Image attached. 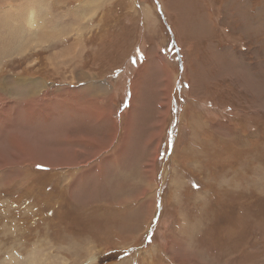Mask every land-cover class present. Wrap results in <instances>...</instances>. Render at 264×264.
I'll use <instances>...</instances> for the list:
<instances>
[{
  "label": "rangeland",
  "instance_id": "1",
  "mask_svg": "<svg viewBox=\"0 0 264 264\" xmlns=\"http://www.w3.org/2000/svg\"><path fill=\"white\" fill-rule=\"evenodd\" d=\"M34 2L0 0V264H264V0Z\"/></svg>",
  "mask_w": 264,
  "mask_h": 264
},
{
  "label": "bare ground",
  "instance_id": "2",
  "mask_svg": "<svg viewBox=\"0 0 264 264\" xmlns=\"http://www.w3.org/2000/svg\"><path fill=\"white\" fill-rule=\"evenodd\" d=\"M30 2H32V1H30ZM29 2V3H30ZM35 4L36 3H38L37 2V0H36V2H34ZM11 4V3H10ZM39 4V3H38ZM26 6H27V3H26ZM26 6H25V8L24 7H21V6H19V5H17V4H15L12 8H8L6 11H4V13H6V12H10V13H12V14H4L3 13V16L4 17H6V19L5 20H3V24L4 25H6L8 28H11V27H13V26H15V25H17L18 23L16 22V19H18V18H20V17H23L24 18V27L28 30V31H30V32H32V34L34 33V31L36 30V27L38 28V25H37V23L35 22L36 21V14H35V11H34V8L31 6V7H29V9L28 8H26ZM33 6H34V4H33ZM19 7H20V9H19ZM27 10V11H26ZM36 10V9H35ZM41 10H42V8H41ZM23 14H22V13ZM38 12V11H37ZM2 14V13H1ZM1 17V16H0ZM53 17V16H52ZM54 18V17H53ZM10 20H13V21H15V23H11L10 22ZM38 21V20H37ZM1 22V21H0ZM39 22V21H38ZM43 21L41 20V24L40 23H38L39 24V27L40 28H43L42 30L43 31H41V34L40 35H38L39 36V38H38V40H37V44L36 45H38V43H40V42H43V40L48 36V34H50V33H52L53 34V32L55 31L54 29H55V24L54 23H52L53 25H50V27H46V22L45 23H42ZM49 22V21H48ZM49 24H51V22H49ZM48 24V25H49ZM2 25V24H1ZM26 25V26H25ZM16 29V28H15ZM20 29H21V27L20 26H18V28H17V30L14 32V34H17L19 31H20ZM14 31V29H10L9 30V36H11V33ZM39 32V31H38ZM13 34V35H14ZM51 34V35H52ZM18 35V34H17ZM8 36V35H7ZM8 36V37H9ZM36 36V35H35ZM24 43H26V40H25V42ZM20 45H21V43L19 44V46L18 47H20ZM75 49V48H74ZM19 56V55H18ZM168 77L169 76H171V75H167ZM172 77V76H171ZM4 80H2V82H3ZM20 82V81H19ZM16 82V81H14V83H16V84H19V85H22V86H12L11 87V92H13V93H15L17 96H19V97H25L26 96V94L27 93H29V88H26L25 87V85L23 86V82ZM167 82H168V79H167ZM4 83L6 84V81H4ZM4 84V86H6ZM3 86V87H4ZM3 87H1L0 88V90L3 88ZM85 87V86H84ZM101 88H100V90L99 91H102L101 92V95H100V98L102 99V100H106L107 98H108V100L113 96H111L110 94H111V92H110V88H109V85H107L106 83H103L101 86H100ZM132 87H133V92H137L136 91V87L135 86H133L132 85ZM86 88V87H85ZM91 89H95V87H90ZM83 89V88H82ZM165 90L163 89L162 91H160V92H164ZM109 92V93H108ZM97 95V94H96ZM137 95V94H136ZM136 95H134V96H136ZM167 96H165V94H164V96H163V98L162 99H164L165 101H164V103L162 104L161 103V111L163 110V112L165 111L166 112V104H168V103H166L167 102V98H166ZM113 98V97H112ZM170 98V97H169ZM134 100V99H133ZM133 100H132V104H131V106H134L135 104H133ZM169 100V99H168ZM140 102H142L143 103V105H142V107L144 106V108H147L148 107V105H146V100L145 99H141V101ZM107 104V103H106ZM110 104H107V105H102V108H100L99 107V110H100V112L102 113L103 111H104V109H107V108H110L111 109V107H112V110H110V111H113V105L112 106H109ZM159 106H160V104H159ZM101 113H97V115H98V117L99 116H101L102 114ZM114 113V112H113ZM146 113V112H145ZM108 114H110V113H108ZM161 114V113H160ZM137 116V115H136ZM93 117V116H92ZM73 119V121H72V123H69V127H68V124H64V123H68V122H66V121H69L70 119ZM61 119L63 120V122H61V123H63L64 124V126H65V128L64 129H60V128H58V130H56V131H58L59 132V135H58V137L54 140L55 141V143H56V145L57 146H59L61 149H64L65 147H67V144L69 145V146H71V143H72V141L74 140V139H76V138H79L80 137V140H82V141H84L86 144H88V145H86V146H90L91 144H93V145H95V142H96V137L94 138V132L95 131H89V129H88V127H87V121L86 120H84L83 119V116H80V115H75V114H69V115H64V116H62L61 117ZM103 119V118H102ZM105 119V118H104ZM103 121V120H102ZM111 121V120H110ZM113 121H114V119H113ZM144 121V120H143ZM139 122V120H137L136 121V123H138ZM60 123V124H61ZM118 124V123H117ZM100 126V125H99ZM102 127H105L104 125L102 126ZM117 127V125L116 124H114L113 122H111V125H110V128H109V130L111 131V134L113 133V131H115V128ZM118 128V127H117ZM117 128H116V131H117ZM69 129H70V132H69ZM106 131V130H105ZM125 131V130H124ZM127 131H130V130H127ZM126 131V132H127ZM97 132V131H96ZM63 133H67L68 135L67 136H62V134ZM89 133H90V135L91 136H89ZM123 133V132H122ZM128 133V132H127ZM110 134V135H111ZM70 135H72L73 137H70L69 138V136ZM113 135V134H112ZM116 135V134H115ZM126 135V134H125ZM132 135V134H131ZM130 135V136H131ZM155 136V135H154ZM111 138H109L110 140H112L113 138H112V136H110ZM123 137H125V136H123ZM3 141V140H2ZM123 142V141H122ZM110 143H109V147H110ZM63 146V147H62ZM123 146V145H122ZM108 147V148H109ZM112 149V148H111ZM117 150V149H116ZM128 150H129V148H128ZM65 151V153L64 154H67L66 152L68 151V149H66V150H64ZM41 152V151H40ZM113 152V151H112ZM118 152V151H117ZM116 152V153H117ZM240 152V151H239ZM35 153H39V151H36ZM77 153V152H76ZM87 153V152H86ZM120 153V152H119ZM149 154V153H148ZM82 155V154H81ZM80 155V156H81ZM98 155V154H97ZM113 155V154H112ZM111 155V157H113ZM128 155V154H127ZM39 156V158L38 157H36V159H38V160H35V161H33V162H43V163H46V164H51V165H55L54 163H52L51 162V160H49L48 159V155L46 156V155H44V157L43 158H41L42 157V155H38ZM95 156V155H94ZM147 156H149V155H147ZM96 157V156H95ZM139 157V156H138ZM90 158V157H89ZM92 158H94V157H92ZM147 158V157H146ZM130 159V158H129ZM106 160V159H105ZM116 160H117V158H116ZM73 162V161H72ZM77 162V161H76ZM87 163V162H86ZM89 163V162H88ZM116 164V163H115ZM141 164V163H140ZM95 166V165H94ZM152 167V166H151ZM95 168H96V166H95ZM88 169V168H87ZM97 170V169H96ZM100 170H103L102 168L101 169H99V171ZM87 171V170H86ZM146 171H148V170H146ZM145 171V172H146ZM142 172V171H141ZM103 173V172H102ZM108 177V176H107ZM99 178V177H98ZM112 178V177H111ZM109 180V179H108ZM123 182H124V180H123ZM115 186H116V184H115ZM100 188V185H98V184H96V183H94V190H98ZM138 191V190H137ZM87 193H90V192H87ZM94 197V196H93ZM136 197V196H135ZM151 200V199H150ZM121 205H122V203H121ZM152 212V211H151ZM130 215V214H129ZM148 219V218H147ZM149 220V219H148ZM146 222V221H145ZM115 229H117V228H115ZM164 256V255H163ZM129 263V262H128ZM126 264V263H125Z\"/></svg>",
  "mask_w": 264,
  "mask_h": 264
}]
</instances>
